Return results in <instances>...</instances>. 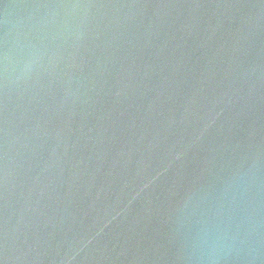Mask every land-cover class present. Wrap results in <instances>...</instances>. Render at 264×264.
Segmentation results:
<instances>
[{
  "label": "water",
  "instance_id": "95a60500",
  "mask_svg": "<svg viewBox=\"0 0 264 264\" xmlns=\"http://www.w3.org/2000/svg\"><path fill=\"white\" fill-rule=\"evenodd\" d=\"M0 264H264V0H0Z\"/></svg>",
  "mask_w": 264,
  "mask_h": 264
}]
</instances>
